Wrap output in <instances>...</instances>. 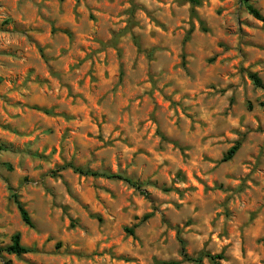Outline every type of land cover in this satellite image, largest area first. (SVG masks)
I'll return each mask as SVG.
<instances>
[{
	"label": "rangeland",
	"instance_id": "374dc122",
	"mask_svg": "<svg viewBox=\"0 0 264 264\" xmlns=\"http://www.w3.org/2000/svg\"><path fill=\"white\" fill-rule=\"evenodd\" d=\"M198 1L0 0V264H264V22Z\"/></svg>",
	"mask_w": 264,
	"mask_h": 264
},
{
	"label": "trees",
	"instance_id": "16d2710c",
	"mask_svg": "<svg viewBox=\"0 0 264 264\" xmlns=\"http://www.w3.org/2000/svg\"><path fill=\"white\" fill-rule=\"evenodd\" d=\"M188 1L192 4H197L199 2L198 0H188ZM243 2L245 4V8L247 9V11L254 18L264 22V15H262L257 8H255L248 0H243ZM249 77L255 86L262 87V83H261L260 79L254 73L250 74ZM237 148H238V143L231 146L226 151L225 155L223 156V160H227V159L231 158V156L235 153ZM69 166L74 172H76L80 175L104 176V177H109V178H118V179L124 180L131 187H134L135 189L140 190L139 183L128 178V177H123V176L117 175V174H109V173H105L103 171L92 170V169H89L86 167H81V166H73V165H69ZM12 198L16 204V207H17V210L19 212V215H20L22 222L29 227H33V222L31 220L27 210L24 208V205L19 201L18 196L15 193V191L12 192ZM129 232H132V230L129 229ZM2 250H4L7 253L15 254L18 256V255H21V254H24V253L30 251V248L25 247L20 243L19 233L16 232V233H13L11 235L10 243L8 245H6L5 247H3ZM183 256L186 257V255H183ZM199 260H200V256L192 258V261H195L197 263L199 262Z\"/></svg>",
	"mask_w": 264,
	"mask_h": 264
}]
</instances>
